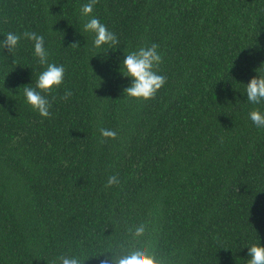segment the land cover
Masks as SVG:
<instances>
[{"label": "trees", "instance_id": "16d2710c", "mask_svg": "<svg viewBox=\"0 0 264 264\" xmlns=\"http://www.w3.org/2000/svg\"><path fill=\"white\" fill-rule=\"evenodd\" d=\"M87 2L0 0V39L35 32L65 67L42 119L23 103L44 67L32 42L0 51V264H100L137 243L161 264H247L264 245V129L248 119L264 104L244 96L264 69V0H96L116 50L92 46ZM152 43L167 79L127 98L118 65Z\"/></svg>", "mask_w": 264, "mask_h": 264}, {"label": "clouds", "instance_id": "9594fccd", "mask_svg": "<svg viewBox=\"0 0 264 264\" xmlns=\"http://www.w3.org/2000/svg\"><path fill=\"white\" fill-rule=\"evenodd\" d=\"M95 4L96 0H88L80 10L81 16L87 18L83 24V30L93 36L92 46L94 48L102 49L107 46L116 50L119 47L118 38L105 23L93 14ZM22 39L32 42L33 56L39 65L44 66L36 78L35 85L31 86L30 83L23 87V103L39 117L47 119L52 115L48 94L62 85L65 67L62 64L49 62V51L45 46V39L35 32H24L22 35L8 32L3 39H0V51L15 52ZM123 56V60L118 65V73L129 81L128 86L123 90V96L134 100H147L155 95L167 79V73L160 69L163 52L159 46L156 43L140 46ZM259 69L260 72L256 70L257 74L250 78L246 85L243 84L245 101L249 105L264 104V69H261V66ZM70 96L71 93L66 91L63 99L67 100ZM248 119L258 129H264V111L259 107L249 111ZM116 136L117 133L114 130H101V142L114 140ZM118 182L117 176H111L107 185L112 186ZM145 228V222L141 221L132 226L131 230L134 233H143ZM245 248H247V264H264V245L259 240ZM105 253H110V255H105ZM105 253L97 258L100 264H161L160 259L150 250L149 246L140 243L130 245L118 252ZM85 261L78 254L61 255L53 261V264H85Z\"/></svg>", "mask_w": 264, "mask_h": 264}]
</instances>
